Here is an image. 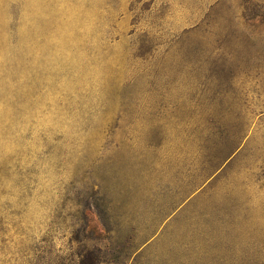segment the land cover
<instances>
[{
    "label": "rangeland",
    "instance_id": "rangeland-1",
    "mask_svg": "<svg viewBox=\"0 0 264 264\" xmlns=\"http://www.w3.org/2000/svg\"><path fill=\"white\" fill-rule=\"evenodd\" d=\"M0 264H264V0H0Z\"/></svg>",
    "mask_w": 264,
    "mask_h": 264
}]
</instances>
